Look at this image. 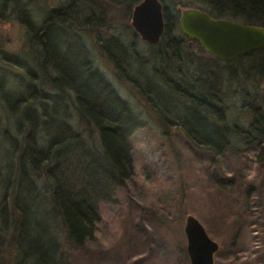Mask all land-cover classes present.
<instances>
[{"label":"trees","instance_id":"16d2710c","mask_svg":"<svg viewBox=\"0 0 264 264\" xmlns=\"http://www.w3.org/2000/svg\"><path fill=\"white\" fill-rule=\"evenodd\" d=\"M113 1L62 0L38 23L30 19V11L17 7L20 0H0V11L16 6L26 46L36 55L30 62L24 59L28 50L24 56L7 57L0 46V111L10 129L4 130L8 135L0 134V155L6 170L3 191L6 182L13 179L12 211L0 200V264H63L64 243L80 248L91 240L101 208L112 204L117 192L134 175L133 138L141 125L94 69L79 33L91 37L116 79L162 117L159 119L164 126L169 123L180 128L195 149L216 158L233 142L246 147L255 144L258 157L264 160L263 113L254 108L255 118L246 130L227 124L225 98L219 91L223 72L216 66L218 61L211 58L213 65L202 64L204 70L196 78L197 90L163 77L169 64L179 76L185 66L183 36L173 34L179 31L177 8L193 7L215 19L264 29V0H179L174 3L173 16L168 13L166 0H160L165 31L155 52L162 69L159 84L165 90L172 89L175 104L183 105L186 111L170 116L167 107L164 117L158 114L164 103L154 87L141 85L133 77V66H142L136 52L129 51L117 37H102L111 24L104 23L105 4ZM139 1L124 0L127 16ZM242 60L249 62L253 74L264 78V47L232 62ZM6 68L20 71V79H6ZM196 123L202 128L195 127ZM35 204L46 205L45 213L56 216L52 226L41 230L43 241L30 228L40 222L30 218ZM33 238L38 240L40 252Z\"/></svg>","mask_w":264,"mask_h":264},{"label":"rangeland","instance_id":"374dc122","mask_svg":"<svg viewBox=\"0 0 264 264\" xmlns=\"http://www.w3.org/2000/svg\"><path fill=\"white\" fill-rule=\"evenodd\" d=\"M178 1L166 0L170 16ZM180 1L191 3L190 0ZM113 2L105 4L104 23L111 24L102 34L103 39L117 37L129 51L136 52L137 62L142 66H133V77L141 85L154 87L156 96L164 103L158 113L160 116L164 117L168 109L170 116L186 112L183 105L175 104L174 91L160 85L162 69L155 58L157 47L145 44L134 35L130 25L132 11L126 15L124 0ZM62 3V0H20L17 7L30 11V19L40 23L46 13ZM15 7L0 11V46L7 57L24 56V51L28 50L25 30L17 21ZM97 16L100 15L97 13ZM179 32L173 33L174 36L182 35ZM79 37L86 43L87 57L94 69L127 104L141 127L133 138L134 175L117 192L114 202L101 208L91 240L80 248L64 243L63 264H190L183 232L189 215L195 217L210 239L218 244L214 264H264V160L258 157L256 145L246 147L233 142L229 150L216 158L195 149L180 128L169 123L164 126L162 117L150 111L128 85L116 79L113 68L94 48L88 34L79 33ZM184 48L181 53L185 61L183 74L177 75L169 64L163 77L197 90L196 80L204 70L202 64L213 65V60L195 43L190 45L186 41ZM34 58L33 50L24 57L29 62ZM216 66L223 72L219 91L225 98L226 122L246 130L255 118L254 108L264 116V78L253 74L245 60L219 62ZM6 69V79L13 82L20 79V71ZM199 125L196 123L195 127L202 128ZM8 126L0 111V134L6 136ZM1 155L0 200L5 201L11 212L13 179L9 184L6 182L7 188L3 191L6 170ZM45 206L35 204L30 217L40 221L30 227L39 237L41 230L49 224L52 226L56 218L55 214L45 213ZM35 238L31 241L40 252ZM29 247L33 248L32 244Z\"/></svg>","mask_w":264,"mask_h":264},{"label":"water","instance_id":"95a60500","mask_svg":"<svg viewBox=\"0 0 264 264\" xmlns=\"http://www.w3.org/2000/svg\"><path fill=\"white\" fill-rule=\"evenodd\" d=\"M178 28L183 36L196 41L214 60L230 63L264 47V29L215 19L194 9H178ZM131 28L149 46L159 44L165 31L163 5L160 0H141L131 14ZM183 232L190 264H214L219 250L204 227L193 216H187Z\"/></svg>","mask_w":264,"mask_h":264},{"label":"flooded vegetation","instance_id":"af4514ba","mask_svg":"<svg viewBox=\"0 0 264 264\" xmlns=\"http://www.w3.org/2000/svg\"><path fill=\"white\" fill-rule=\"evenodd\" d=\"M141 2V0L139 1V3ZM163 35H164V33H163ZM163 35H162V37H163ZM183 36V35H182ZM162 37H161V39H162ZM161 41V40H160ZM186 41H189V44L191 45L192 43H197L196 41H192V40H189L188 38H186L185 36H183V41L182 42H186ZM159 44H157V45H154V46H152V47H157ZM197 45V44H196ZM197 81V80H196Z\"/></svg>","mask_w":264,"mask_h":264}]
</instances>
